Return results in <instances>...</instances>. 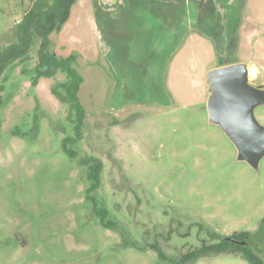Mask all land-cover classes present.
I'll list each match as a JSON object with an SVG mask.
<instances>
[{
	"label": "rangeland",
	"instance_id": "1",
	"mask_svg": "<svg viewBox=\"0 0 264 264\" xmlns=\"http://www.w3.org/2000/svg\"><path fill=\"white\" fill-rule=\"evenodd\" d=\"M30 4L0 0V45L16 41ZM244 18L250 29L241 51L220 59L202 48L195 63H170L167 105L119 110L91 5L78 0L49 51L77 57L86 112L80 140L70 103L53 92L66 95L67 73L34 85L39 40L28 60L7 68L0 80V264H176L202 240L219 242L214 234L244 232L251 233L245 244L187 264H252L246 252L264 264V157L249 161L207 108L209 71L224 60L254 64L259 72L249 84L264 90V0H247ZM253 113L264 127V104ZM88 158L103 165L94 191L95 167L82 163Z\"/></svg>",
	"mask_w": 264,
	"mask_h": 264
},
{
	"label": "crops",
	"instance_id": "2",
	"mask_svg": "<svg viewBox=\"0 0 264 264\" xmlns=\"http://www.w3.org/2000/svg\"><path fill=\"white\" fill-rule=\"evenodd\" d=\"M85 1L91 5L99 54L114 80L112 107L119 110L134 104L167 105L170 63L179 65L183 58L195 63L202 48L220 59L236 54L250 29L244 18L247 0ZM240 63L224 60L209 73ZM245 65L252 80L258 68Z\"/></svg>",
	"mask_w": 264,
	"mask_h": 264
},
{
	"label": "trees",
	"instance_id": "3",
	"mask_svg": "<svg viewBox=\"0 0 264 264\" xmlns=\"http://www.w3.org/2000/svg\"><path fill=\"white\" fill-rule=\"evenodd\" d=\"M78 0H31L30 6L24 11L21 21L16 28V41L8 45H0V80L8 67L28 60L30 53L35 44L40 41L37 50L38 65L36 67V78L34 85H37L41 78H52L56 71L62 70L68 75V82L61 84V88L66 91L63 96L57 88L54 89V94L59 96L63 102H68L75 114V129L77 139L82 137V128L86 121V112L79 100V91L83 83L81 74L75 68L77 62L76 55H70L66 58L58 57L49 51L51 44V35L63 30L64 25L69 21L71 10ZM3 87H1V90ZM1 102V94H0ZM0 120V130H1ZM72 141L70 138L64 140V146ZM72 157H77V154L71 150L68 151ZM84 164H93L90 178L94 181L91 191L96 190L100 185V176L102 171V163L95 159H84ZM102 221L105 223V216L102 215ZM110 224V223H108ZM211 233V232H210ZM212 235V234H211ZM251 233L244 232L240 235L231 237H223L219 234L212 235L211 239L218 240L214 244H208L207 240H202L199 247H190L186 252H183L180 261L176 264H187L195 262L207 254H220L228 252V250L237 248L243 243L242 240H248ZM230 245L232 247H230ZM159 253L161 260H168V256L157 246H152ZM245 258L252 264H263L260 259L246 252Z\"/></svg>",
	"mask_w": 264,
	"mask_h": 264
},
{
	"label": "water",
	"instance_id": "4",
	"mask_svg": "<svg viewBox=\"0 0 264 264\" xmlns=\"http://www.w3.org/2000/svg\"><path fill=\"white\" fill-rule=\"evenodd\" d=\"M213 95L207 104L212 119L239 145L240 153L255 162L264 157V127L253 110L264 104V90L249 84L245 64L223 66L209 73Z\"/></svg>",
	"mask_w": 264,
	"mask_h": 264
},
{
	"label": "flooded vegetation",
	"instance_id": "5",
	"mask_svg": "<svg viewBox=\"0 0 264 264\" xmlns=\"http://www.w3.org/2000/svg\"><path fill=\"white\" fill-rule=\"evenodd\" d=\"M262 88V87H261Z\"/></svg>",
	"mask_w": 264,
	"mask_h": 264
}]
</instances>
